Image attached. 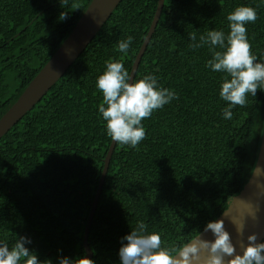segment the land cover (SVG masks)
Masks as SVG:
<instances>
[{"label":"trees","instance_id":"16d2710c","mask_svg":"<svg viewBox=\"0 0 264 264\" xmlns=\"http://www.w3.org/2000/svg\"><path fill=\"white\" fill-rule=\"evenodd\" d=\"M91 0H0V117L73 29ZM157 0H121L94 38L40 100L0 138V242L21 237L38 264L78 263L111 138L98 113L96 78L107 61L130 72ZM256 9L245 25L264 61V0H164L134 79L149 73L176 97L142 120L135 147L116 142L88 233L91 264H120L121 238L138 222L179 249L227 207L249 178L264 123V89L222 118L224 73L195 35L229 31L227 15ZM132 37L126 54L118 42ZM219 50V49H217ZM264 241V238L260 241ZM175 254V253H173Z\"/></svg>","mask_w":264,"mask_h":264},{"label":"clouds","instance_id":"9594fccd","mask_svg":"<svg viewBox=\"0 0 264 264\" xmlns=\"http://www.w3.org/2000/svg\"><path fill=\"white\" fill-rule=\"evenodd\" d=\"M229 31L209 30L206 35L190 39L192 48L205 45L211 51L206 67L213 72L224 73L219 97L227 102L222 109V118L231 120L232 108L244 106L248 95L255 96L264 89V61H257L252 54L245 25L255 22L256 9L239 6L227 17ZM132 37L118 42L117 50L126 54ZM219 49V50H217ZM131 81V82H129ZM95 87L102 93L98 113L103 121L105 133L121 145L135 148L145 138L142 120L169 103L176 97L175 92L157 83V77L149 73L134 79L121 61L109 60L105 70L95 81ZM213 239H201L186 243L179 249L162 247L159 233L148 232L144 222H138L122 238L118 249L120 264H264V241L257 243L256 234L247 236L248 243L240 253L231 242L230 235L223 227V221H209L205 226ZM21 237L13 247L0 242V264H38ZM175 253V254H173ZM201 253L206 255L202 258ZM63 264H68L65 260ZM78 264H91L87 258H79Z\"/></svg>","mask_w":264,"mask_h":264},{"label":"water","instance_id":"95a60500","mask_svg":"<svg viewBox=\"0 0 264 264\" xmlns=\"http://www.w3.org/2000/svg\"><path fill=\"white\" fill-rule=\"evenodd\" d=\"M120 1L121 0L90 1L89 5L78 19L68 36L63 40L39 72L32 78L15 102L0 117V138L24 114H26L50 89V87L66 72L72 62L94 38L96 33L109 18L110 14ZM163 3L164 0H157V6L148 32L135 56L129 72V74L133 77H135L141 57L146 49L151 35L155 30ZM115 144L116 142L111 139L104 158L103 169L98 186L85 223L83 233V247L85 255L83 258L90 259L93 255V252L88 245V233L92 218L97 208ZM216 220L223 221V227L225 231L229 233L231 242L235 246L237 253H240L241 248L248 243V235L256 234L257 243L264 238V123L259 149L252 172L246 182L242 185L241 189L233 196H230L227 201L226 209L213 221ZM197 237L207 240L213 239L210 231H206L204 228L187 243L195 240ZM205 255V253H201L202 258Z\"/></svg>","mask_w":264,"mask_h":264}]
</instances>
